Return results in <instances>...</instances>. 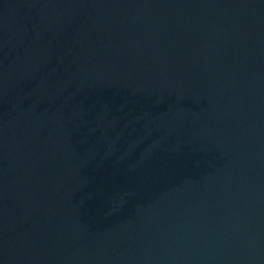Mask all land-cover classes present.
<instances>
[{
	"label": "water",
	"instance_id": "obj_1",
	"mask_svg": "<svg viewBox=\"0 0 264 264\" xmlns=\"http://www.w3.org/2000/svg\"><path fill=\"white\" fill-rule=\"evenodd\" d=\"M0 264H264V0H0Z\"/></svg>",
	"mask_w": 264,
	"mask_h": 264
}]
</instances>
